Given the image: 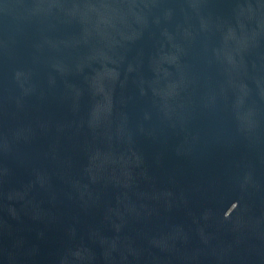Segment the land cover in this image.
<instances>
[{"label": "water", "instance_id": "water-1", "mask_svg": "<svg viewBox=\"0 0 264 264\" xmlns=\"http://www.w3.org/2000/svg\"><path fill=\"white\" fill-rule=\"evenodd\" d=\"M0 264H264V0H0Z\"/></svg>", "mask_w": 264, "mask_h": 264}]
</instances>
